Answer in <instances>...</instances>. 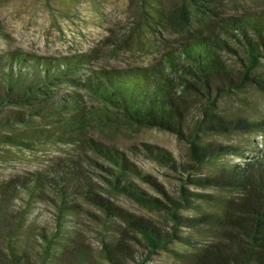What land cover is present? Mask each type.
Returning <instances> with one entry per match:
<instances>
[{
    "label": "trees",
    "instance_id": "16d2710c",
    "mask_svg": "<svg viewBox=\"0 0 264 264\" xmlns=\"http://www.w3.org/2000/svg\"><path fill=\"white\" fill-rule=\"evenodd\" d=\"M215 1L178 0L168 11L158 0H139L137 21L143 29L155 33L160 26L183 35L182 42L167 45L160 59L147 66L88 72L85 55L0 54V109H21L0 118V125L52 123L56 132L51 140H79L76 144L83 150L106 162L86 156L106 174L105 185L94 181L85 159L70 157H60L45 172L0 179V264H131L133 244H144L149 258L157 249L168 248L174 236L193 244L179 254L178 264H264V149L246 157L251 141L241 145L211 139L264 133V114L231 115L221 107L222 99L233 94L264 92V12L223 16ZM196 105L199 114L191 118ZM89 122L175 133L188 144L189 162L176 161L160 147L148 146L149 151L173 169L197 172L209 167L205 176L188 175L187 180L215 193H194L180 186L181 200L170 197L122 151L85 137L82 129ZM229 155L242 162L228 161ZM135 178L153 182L164 199L140 188ZM100 188L164 211L174 221L173 231L166 234L152 221L113 203ZM19 198L23 203L15 202ZM194 198L211 208L191 218L180 216V208L200 206ZM36 201L55 206L53 229L34 227L29 211ZM83 212L101 226L98 246L86 240L83 229L70 226V215ZM186 225L206 228L214 239L195 243L189 235L176 234Z\"/></svg>",
    "mask_w": 264,
    "mask_h": 264
},
{
    "label": "rangeland",
    "instance_id": "374dc122",
    "mask_svg": "<svg viewBox=\"0 0 264 264\" xmlns=\"http://www.w3.org/2000/svg\"><path fill=\"white\" fill-rule=\"evenodd\" d=\"M178 0H158L165 10L173 9ZM218 12L223 16L257 14L264 12V0H216ZM139 0H0V54L8 51H22L30 54L48 57L66 55H85L86 70L89 72L98 68H130L147 66L156 63L166 46H177L183 40V35L160 26L151 33L138 23ZM262 69L264 71V60ZM68 88V86H64ZM71 88V87H70ZM66 92L67 90H61ZM199 105L194 106L191 118L199 114ZM222 110L231 114H243L259 118L264 114V92L253 89L240 94L225 97L221 102ZM20 108L5 105L0 109V118ZM12 115V114H11ZM56 132L52 123L38 121L34 127H8L0 125V179L23 177L31 172L47 171L60 157H70L77 160L85 159L84 167L89 169L94 181H104V171L94 163H88L86 156L98 163H106L90 150H83L80 142L70 144L56 143L51 135ZM82 132L85 137L94 138L109 148H115L144 172L150 174L154 181L162 185L167 195L181 200L180 186L194 193H215L212 188L191 183L188 175L205 176L209 167L194 172H186L181 167L173 169L160 162L149 151L148 146L160 147L172 153L179 162H189L188 144L175 133L150 127H136L126 123L102 124L86 123ZM212 140L224 143L245 145L246 140L251 145L245 151L250 157L264 149V133L250 136H214ZM26 141V142H25ZM230 162H242V159L229 155ZM135 183L147 193L164 199L162 192L153 182L135 178ZM117 205L143 216L160 227L166 234L173 231V220L167 219L164 211L154 210L142 205L125 193H110L105 188L99 189ZM25 197V194H23ZM197 208H180V216L191 218L201 214L204 209H210L208 203L194 198ZM17 204L23 203L16 199ZM169 206H173L168 202ZM86 208L98 209L85 204ZM56 208L50 202L36 201L29 211L34 219V227L41 226L53 229L55 227ZM83 229L87 241L100 245L101 226L86 213L78 216L70 215V226ZM176 234L189 235L195 243L212 241L214 236L206 228L198 230L192 226H180ZM103 229V228H102ZM111 233V230H108ZM135 252L131 264H138L141 259L146 264H178L180 253L188 251L193 244H184L174 236L173 242L166 249H157L149 258L144 244H133Z\"/></svg>",
    "mask_w": 264,
    "mask_h": 264
}]
</instances>
